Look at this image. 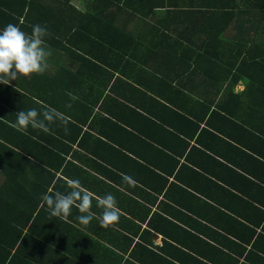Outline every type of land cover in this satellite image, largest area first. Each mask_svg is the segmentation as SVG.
<instances>
[{"label":"trees","instance_id":"obj_1","mask_svg":"<svg viewBox=\"0 0 264 264\" xmlns=\"http://www.w3.org/2000/svg\"><path fill=\"white\" fill-rule=\"evenodd\" d=\"M72 1L0 0V30L46 27L50 53L0 84V264H264V0ZM32 108L49 132L13 126ZM77 179L87 226L42 200Z\"/></svg>","mask_w":264,"mask_h":264},{"label":"clouds","instance_id":"obj_2","mask_svg":"<svg viewBox=\"0 0 264 264\" xmlns=\"http://www.w3.org/2000/svg\"><path fill=\"white\" fill-rule=\"evenodd\" d=\"M47 35H49L47 28L39 24L32 26L31 34L12 23L0 30V84L8 85L13 80L45 73L50 55L44 40ZM46 111L47 109L43 108L21 110L16 113L17 120L13 126L23 134H28L29 127L47 133L50 128L45 121H50L51 115H45ZM52 111L57 110L52 109ZM66 124L67 122L63 123L65 128ZM122 180L128 183L130 178L123 175ZM68 187L69 191L66 193L56 191L42 196L50 216L66 220L75 207L80 213L77 216L79 223L84 226L89 225L96 215L92 211L93 194L86 190L78 179L70 180ZM96 201V206L100 209L101 226L107 228L118 223L121 210L115 196L107 193L103 197H96Z\"/></svg>","mask_w":264,"mask_h":264},{"label":"crops","instance_id":"obj_3","mask_svg":"<svg viewBox=\"0 0 264 264\" xmlns=\"http://www.w3.org/2000/svg\"><path fill=\"white\" fill-rule=\"evenodd\" d=\"M16 82V80L15 81H13V83H15ZM20 82V81H19ZM243 88H242V85H240L239 83H237L236 85H235V87H234V91H240V90H242ZM220 147H224V146H220ZM225 152V154H227V156H218L221 160H223V159H234V161H236L235 162V164H230V166L232 167V168H234V169H236V168H241V169H243L242 167H244V168H254V162L249 158V157H246V156H228L229 155V152L230 151H224ZM199 158H201V156H199ZM177 159L179 160V161H183V159H184V156H182V157H180V158H178L177 157ZM214 170V169H213ZM240 172V171H239ZM223 173H225L227 176H228V174H227V172H223ZM231 176H233V174L232 173H230V176L229 177H231ZM44 222H45V219H44V217H40L38 220H37V223H38V225L41 227L43 224H44ZM160 239H161V237L159 236V235H157V234H153V242H154V244L155 245H158V244H160ZM257 262H259V260H257ZM260 263V262H259Z\"/></svg>","mask_w":264,"mask_h":264},{"label":"rangeland","instance_id":"obj_4","mask_svg":"<svg viewBox=\"0 0 264 264\" xmlns=\"http://www.w3.org/2000/svg\"><path fill=\"white\" fill-rule=\"evenodd\" d=\"M82 1H83V0H73L72 2H73L77 7H81V5H82Z\"/></svg>","mask_w":264,"mask_h":264}]
</instances>
